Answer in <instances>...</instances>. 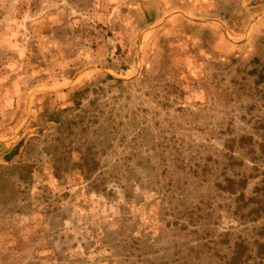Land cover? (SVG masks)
<instances>
[{
	"label": "rangeland",
	"instance_id": "obj_1",
	"mask_svg": "<svg viewBox=\"0 0 264 264\" xmlns=\"http://www.w3.org/2000/svg\"><path fill=\"white\" fill-rule=\"evenodd\" d=\"M0 264H264V0H0Z\"/></svg>",
	"mask_w": 264,
	"mask_h": 264
}]
</instances>
